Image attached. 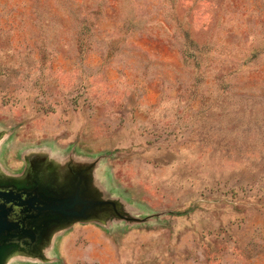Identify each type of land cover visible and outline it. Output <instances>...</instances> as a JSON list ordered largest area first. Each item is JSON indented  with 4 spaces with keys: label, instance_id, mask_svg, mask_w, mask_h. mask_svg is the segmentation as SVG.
Wrapping results in <instances>:
<instances>
[{
    "label": "rangeland",
    "instance_id": "374dc122",
    "mask_svg": "<svg viewBox=\"0 0 264 264\" xmlns=\"http://www.w3.org/2000/svg\"><path fill=\"white\" fill-rule=\"evenodd\" d=\"M113 201L7 264H264V0H0V180Z\"/></svg>",
    "mask_w": 264,
    "mask_h": 264
},
{
    "label": "water",
    "instance_id": "95a60500",
    "mask_svg": "<svg viewBox=\"0 0 264 264\" xmlns=\"http://www.w3.org/2000/svg\"><path fill=\"white\" fill-rule=\"evenodd\" d=\"M26 182L15 179L1 180V185H8L20 191H37L39 198L49 206L40 217L29 223L28 237L17 240L14 236L18 227L9 222V208L0 192V264H7L8 256L16 249H27L32 253H38L40 243L46 241L50 230L54 227H62L74 222H82L92 219L103 208H109L117 212V206L113 201H104L88 196L86 179L78 174L67 185H57L45 181L39 174H31ZM28 245V246H27ZM34 246V247H32Z\"/></svg>",
    "mask_w": 264,
    "mask_h": 264
},
{
    "label": "flooded vegetation",
    "instance_id": "af4514ba",
    "mask_svg": "<svg viewBox=\"0 0 264 264\" xmlns=\"http://www.w3.org/2000/svg\"><path fill=\"white\" fill-rule=\"evenodd\" d=\"M0 192L4 198V201L1 200V202L5 203L10 210L8 216L9 222L14 223L18 227V232L14 234L15 238L20 240L21 238L28 237L30 235L28 231L29 223L35 217L42 216L49 204L39 198L35 193L37 191H20L22 193H15V189L11 186L0 184Z\"/></svg>",
    "mask_w": 264,
    "mask_h": 264
}]
</instances>
